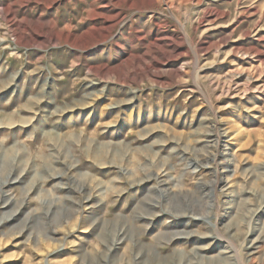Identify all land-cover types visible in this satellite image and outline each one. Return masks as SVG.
<instances>
[{"label": "rangeland", "instance_id": "rangeland-1", "mask_svg": "<svg viewBox=\"0 0 264 264\" xmlns=\"http://www.w3.org/2000/svg\"><path fill=\"white\" fill-rule=\"evenodd\" d=\"M0 264H264V0H0Z\"/></svg>", "mask_w": 264, "mask_h": 264}, {"label": "bare ground", "instance_id": "bare-ground-1", "mask_svg": "<svg viewBox=\"0 0 264 264\" xmlns=\"http://www.w3.org/2000/svg\"><path fill=\"white\" fill-rule=\"evenodd\" d=\"M225 248H226V247H225ZM228 249H229V248H228ZM228 252H229V251H228ZM228 252H227V253H228ZM228 255H229V254H228ZM225 259H226V257H225ZM228 260H229V259H228Z\"/></svg>", "mask_w": 264, "mask_h": 264}]
</instances>
